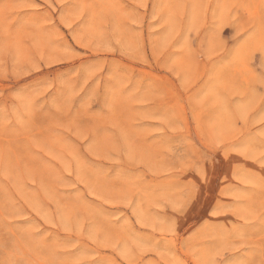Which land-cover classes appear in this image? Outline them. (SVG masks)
Segmentation results:
<instances>
[{
  "label": "rangeland",
  "instance_id": "374dc122",
  "mask_svg": "<svg viewBox=\"0 0 264 264\" xmlns=\"http://www.w3.org/2000/svg\"><path fill=\"white\" fill-rule=\"evenodd\" d=\"M0 264H264V0H0Z\"/></svg>",
  "mask_w": 264,
  "mask_h": 264
}]
</instances>
